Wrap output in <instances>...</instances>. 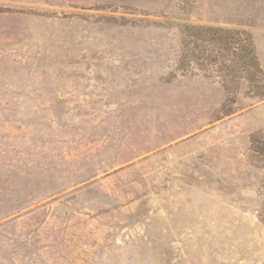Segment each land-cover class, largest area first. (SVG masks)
Here are the masks:
<instances>
[{
    "label": "rangeland",
    "instance_id": "rangeland-1",
    "mask_svg": "<svg viewBox=\"0 0 264 264\" xmlns=\"http://www.w3.org/2000/svg\"><path fill=\"white\" fill-rule=\"evenodd\" d=\"M0 264H264V0H0Z\"/></svg>",
    "mask_w": 264,
    "mask_h": 264
}]
</instances>
